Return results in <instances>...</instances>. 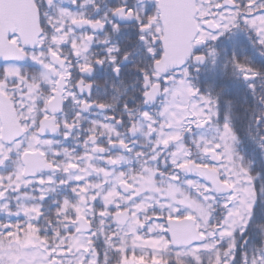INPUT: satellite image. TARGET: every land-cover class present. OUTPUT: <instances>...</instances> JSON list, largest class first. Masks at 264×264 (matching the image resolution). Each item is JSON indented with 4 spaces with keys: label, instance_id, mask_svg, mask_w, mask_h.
<instances>
[{
    "label": "snow or ice",
    "instance_id": "1",
    "mask_svg": "<svg viewBox=\"0 0 264 264\" xmlns=\"http://www.w3.org/2000/svg\"><path fill=\"white\" fill-rule=\"evenodd\" d=\"M0 264H264V0H0Z\"/></svg>",
    "mask_w": 264,
    "mask_h": 264
}]
</instances>
